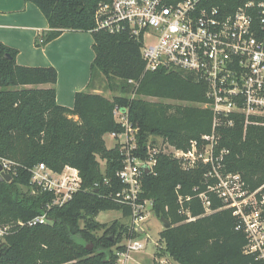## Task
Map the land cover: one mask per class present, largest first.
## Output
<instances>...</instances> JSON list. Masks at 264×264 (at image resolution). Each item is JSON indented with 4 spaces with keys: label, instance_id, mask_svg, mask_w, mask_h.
<instances>
[{
    "label": "trees",
    "instance_id": "1",
    "mask_svg": "<svg viewBox=\"0 0 264 264\" xmlns=\"http://www.w3.org/2000/svg\"><path fill=\"white\" fill-rule=\"evenodd\" d=\"M26 1L35 3L49 22L40 44L66 30L92 32L95 58L88 89L76 93L70 108L57 101L55 67L19 65L18 50L0 41V162L16 164L11 181L0 175V221L10 226L9 235L0 239V264H117L125 242L140 238L141 232L131 223L97 220L108 210H119L124 218L132 215L131 207L115 199L124 188L118 177L124 166L122 147L116 143L109 148L105 140L106 134L125 130L115 119L116 106L129 108L130 121L138 128L137 157L146 158L157 137L188 150L192 141L201 142L213 132V110L199 105L207 101L208 86L185 72L146 71L142 44L135 37L95 31V11L103 0ZM225 1L230 12L248 2L264 3ZM104 80L121 95L108 98L91 91ZM46 84L50 86L39 87ZM219 130L220 148L230 151L226 171L240 174L248 189L263 186L264 192V127L249 126L245 135L238 117L232 127ZM156 159L154 171L143 176L141 197L152 200L154 214L171 224L160 233L159 255L179 264H261L246 252L249 240L240 218L210 190L217 181L207 177L210 165L185 169L179 159L162 152ZM41 163L55 172L67 166L79 171L81 189L62 206H52L55 193L32 182L31 169ZM202 193L209 196L210 213ZM182 207L195 219L189 221ZM45 212L51 223L19 225Z\"/></svg>",
    "mask_w": 264,
    "mask_h": 264
},
{
    "label": "built area",
    "instance_id": "2",
    "mask_svg": "<svg viewBox=\"0 0 264 264\" xmlns=\"http://www.w3.org/2000/svg\"><path fill=\"white\" fill-rule=\"evenodd\" d=\"M228 5L225 0H103L98 4L95 31L135 37L142 44L146 71L185 72L205 82L207 101L202 106L214 113L213 132L204 135L201 142L192 141L191 147L183 150L157 137L155 140L160 142H150L148 156L141 159L134 154L139 148L138 128L130 121L129 108L116 106L115 119L125 130L110 134L121 145L125 157L118 172L124 188L115 199L131 207V224L140 232L139 225L153 211V201L141 197L145 166L152 173L156 155L161 152L179 159L185 169L198 163L208 164L207 177L217 180L210 190L240 218L249 240L246 252L255 254L264 264L263 186L252 191L240 174L226 171L225 159L230 151L220 148L219 130L232 127L238 117L244 121L245 135L249 126L264 127V3L248 2L231 12ZM39 42L43 43V37ZM129 82L137 85L134 80ZM1 163L6 173L16 171L13 161ZM31 172L34 184L55 193L52 206H62L82 186L79 171L74 167L55 172L41 163ZM200 197L210 213L209 196L202 193ZM181 212L189 216V221L195 219L184 207ZM51 222L45 212L28 222L20 221L19 225ZM9 233L10 226L0 221V239ZM125 246L124 252H118L117 264H129L131 254L146 249L140 238L127 240Z\"/></svg>",
    "mask_w": 264,
    "mask_h": 264
},
{
    "label": "crops",
    "instance_id": "3",
    "mask_svg": "<svg viewBox=\"0 0 264 264\" xmlns=\"http://www.w3.org/2000/svg\"><path fill=\"white\" fill-rule=\"evenodd\" d=\"M49 29L47 17L35 3L0 0V41L18 50L19 65L55 67L58 71L57 101L72 108L76 93L88 89L95 58L94 37L92 32L66 30L48 43L40 44V38Z\"/></svg>",
    "mask_w": 264,
    "mask_h": 264
},
{
    "label": "rangeland",
    "instance_id": "4",
    "mask_svg": "<svg viewBox=\"0 0 264 264\" xmlns=\"http://www.w3.org/2000/svg\"><path fill=\"white\" fill-rule=\"evenodd\" d=\"M94 90H97L98 93H101L108 98H114L115 96L121 95V91L119 89L109 88L106 80L101 81V82L98 81V83H96V88ZM135 96L136 94L133 91L131 94V97H135ZM144 98L149 99L151 101L170 102L175 105L189 104L187 102H181V101H175V100H162V99L160 100L158 98L146 97V96H144ZM199 105L202 108H205L204 106H202V103ZM105 140L109 148H112L117 143V140L113 138V136H111L110 134L105 135ZM156 142H160V140L156 139ZM99 160L102 164V169H104L105 161L102 160L101 158H99ZM149 215H150L149 219L139 225V228H140L139 231L141 232L140 239H142L145 242L146 249L136 254H133V255L131 254L128 260L129 264H156V263L162 264L161 262L163 260L167 261L166 264H179L175 260L169 258L167 255L163 257L159 255L161 253V250L158 251L159 245L157 244L159 243V236H160L161 231L164 229V226L162 224V221L154 214L153 211ZM97 220L102 223H107V224H111L115 220L119 222H123L124 224L131 223V219L124 218L122 216V212L119 210L102 211L98 215Z\"/></svg>",
    "mask_w": 264,
    "mask_h": 264
},
{
    "label": "water",
    "instance_id": "5",
    "mask_svg": "<svg viewBox=\"0 0 264 264\" xmlns=\"http://www.w3.org/2000/svg\"><path fill=\"white\" fill-rule=\"evenodd\" d=\"M7 57H10V56L7 55ZM144 170H145L146 173H149V172H150L149 168L146 167V166H145ZM0 175H1L4 179H6V180H8V181H11V180H12V175L6 173V172L3 170V165H2L1 162H0ZM161 221H162V224H163L164 228H169V227L171 226V224H170L167 220H164L163 218H161Z\"/></svg>",
    "mask_w": 264,
    "mask_h": 264
}]
</instances>
